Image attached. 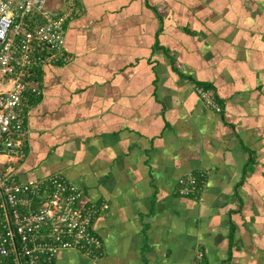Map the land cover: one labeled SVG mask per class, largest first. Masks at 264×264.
Listing matches in <instances>:
<instances>
[{
	"label": "crops",
	"instance_id": "1",
	"mask_svg": "<svg viewBox=\"0 0 264 264\" xmlns=\"http://www.w3.org/2000/svg\"><path fill=\"white\" fill-rule=\"evenodd\" d=\"M73 59L28 97L24 181L64 172L110 207L103 254L56 264H264V0H79ZM212 88L223 110L196 90ZM206 171L201 195L178 190Z\"/></svg>",
	"mask_w": 264,
	"mask_h": 264
},
{
	"label": "built area",
	"instance_id": "2",
	"mask_svg": "<svg viewBox=\"0 0 264 264\" xmlns=\"http://www.w3.org/2000/svg\"><path fill=\"white\" fill-rule=\"evenodd\" d=\"M81 14L79 0H0V264H56L63 248L95 258L104 252L94 222L108 202L85 196L62 171L24 181L12 168L28 154L26 107L29 96L42 93L39 72L73 59L67 26ZM196 90L223 110L212 88ZM206 181V171L189 172L178 191L199 196ZM194 264H204L200 247Z\"/></svg>",
	"mask_w": 264,
	"mask_h": 264
}]
</instances>
